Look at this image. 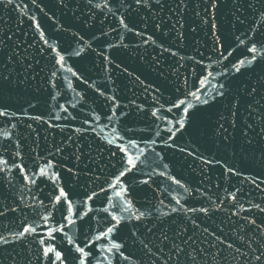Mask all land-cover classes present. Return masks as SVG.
I'll list each match as a JSON object with an SVG mask.
<instances>
[{"label": "water", "instance_id": "1", "mask_svg": "<svg viewBox=\"0 0 264 264\" xmlns=\"http://www.w3.org/2000/svg\"><path fill=\"white\" fill-rule=\"evenodd\" d=\"M0 41V264H61L18 238L29 224L63 264H79L75 245L86 264H264V0H0ZM255 41L260 67L234 73ZM222 82L169 139L172 104ZM129 139L144 152L129 149L139 170L117 197ZM110 214L118 231L97 239Z\"/></svg>", "mask_w": 264, "mask_h": 264}, {"label": "snow or ice", "instance_id": "2", "mask_svg": "<svg viewBox=\"0 0 264 264\" xmlns=\"http://www.w3.org/2000/svg\"><path fill=\"white\" fill-rule=\"evenodd\" d=\"M4 2H6L7 4H12L13 0H4ZM59 2L61 5H63L65 3V0H59ZM89 2H91V0H89ZM157 2H158V0H157ZM135 3L140 4L141 0H135ZM212 6L215 7V4H213ZM40 35H41V39H44L43 32H41ZM0 43H2V41H0ZM45 43L47 44L48 41L45 40ZM241 43H243V41H241ZM257 43H259V41L253 42L252 46L250 48H248V51L253 53V55L250 59H247V66H245V60H243V59L239 60L238 65H233L234 73L243 74L241 72V68H244L245 71H253L254 72V71H256V69L258 67H260L261 61L257 59L256 54L258 52L262 51V49H258L256 47ZM49 47L52 48V45H49ZM52 50H53V52L56 51L54 48ZM63 61H64V56H62V55H59L58 58L55 59V63L60 64L61 67L63 66ZM234 73H228V74L234 75ZM55 75H56V72H53L52 76H55ZM0 79H5V77L0 75ZM253 91H254V89H253ZM227 92H228V89L225 87V83L222 82L219 85V90L217 91L216 95L213 97L209 98V97L205 96V98L201 100L200 96L197 95L196 92L190 93V95L195 97V99L199 102L197 105H193L192 103L188 102L186 99H181V100H178V102H174L172 104V108H179L180 109V116L178 119H176V124L178 125V127H175L174 131H173V128L167 129L168 132L172 133V136H169V139H173V137L175 136V133H177V132L182 133V130H184L186 128V126L187 127L192 126V124L195 121V117L197 115L195 109L199 108L200 105L211 106V102L216 100V96L223 97L227 94ZM168 111H171V109H169ZM5 114L6 113L3 110H0V116H3ZM152 115L157 116L156 111H153ZM97 119H99V118L97 117ZM108 119L111 120L112 117L110 116ZM170 123H171V121H170ZM221 127H223V126L221 125ZM248 127L250 128L251 125H248ZM113 130L115 131V129H113ZM262 131H264V130H262ZM157 135H159V133H157ZM244 135H247V133H244ZM118 139L124 140L125 137L118 136ZM225 139H228V137L226 136ZM108 143L109 144H115V142L113 140H109ZM153 143H155V141H153ZM249 143H251V141H249ZM115 146L119 149V151L121 153H123V156L120 160V165H121L122 170L115 177V181L113 183L109 184V188L111 189V188H116L117 186H120V190L117 191L115 193V195L117 197H123L126 194L127 189L125 187H123L121 178L126 177L129 173H132L133 169L139 170L136 161H138L140 159V157L139 156L133 157V155L130 153L129 149H138L141 154H143L144 149L140 148L138 143L135 140H131V139L127 140L126 143L117 144ZM113 155H115V153H113ZM164 167L167 168V165H164ZM229 171H232V169H229ZM40 174L46 175V173L44 172L43 169H41ZM26 179H27V177H26ZM34 182L35 181H33V183ZM174 183L180 184V181L174 180ZM89 199H91V197H89ZM62 201H67V204H68L67 210L69 213H71L72 212V201L68 199V194L63 190V188H61L59 190V195L55 196V202L57 204H60ZM109 201L111 202V197H109ZM176 202H177V204L180 203L179 200H177ZM130 207H131L130 203L125 204V206L123 207L122 210L125 212L129 211ZM105 211H107V209H105ZM173 211H176V209H173ZM201 211H207V209H201ZM110 215H111V220L116 221V223L112 224L110 227H108L106 231H104L101 235H99L97 237V239H105V238L109 237L111 234H113L115 231H118L121 220L124 219V217L123 216L118 217L116 214H110ZM142 216H144L143 212H141L139 214V216L136 218L139 219ZM44 219L47 220L48 217H44ZM64 219H67V217H64ZM57 223H58V227L48 229V233H47L48 239H55L54 233L57 231L63 233L65 225H63L60 222H57ZM37 227H39V225L34 227L31 224L23 227L22 231H20L17 234L18 238L22 239L28 235L36 234V236L38 237L39 244L41 246H43V255L45 257H49V254L53 253L55 261H60L61 264H63V260H64L63 253L61 251H57L54 245L45 246V240L37 232ZM7 242L8 241L6 239H4L3 237H0V243H7ZM69 243H74V242L70 240ZM121 247H122V245L119 243H113V245H112V248L116 249L117 252H119V249ZM75 251L77 253H79V256L76 257L79 261V264H86V260H87L89 253L85 252V248L80 247L79 245H75ZM109 251H111V249H109ZM120 255L122 256L123 253H120ZM261 255H264V253H262ZM255 258L257 261H259L261 259V256L258 255ZM49 259L51 260L52 258L49 257Z\"/></svg>", "mask_w": 264, "mask_h": 264}]
</instances>
